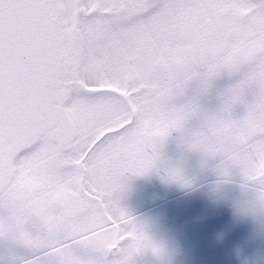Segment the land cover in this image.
<instances>
[{"label": "snow or ice", "instance_id": "1", "mask_svg": "<svg viewBox=\"0 0 264 264\" xmlns=\"http://www.w3.org/2000/svg\"><path fill=\"white\" fill-rule=\"evenodd\" d=\"M169 139L264 186V0H0V264L160 257L123 200Z\"/></svg>", "mask_w": 264, "mask_h": 264}, {"label": "rangeland", "instance_id": "2", "mask_svg": "<svg viewBox=\"0 0 264 264\" xmlns=\"http://www.w3.org/2000/svg\"><path fill=\"white\" fill-rule=\"evenodd\" d=\"M214 88L206 97L205 107L214 109L217 93L228 87ZM167 161L181 162L184 174L194 179L192 187H181L177 183H166L157 172L132 178L124 194V205L148 226V231L158 243L177 241L183 257L177 264H249L255 259L264 264V229L251 220L238 219L232 208V199L238 191L236 183L217 185V177L201 170L198 155L184 157L176 140L169 139L162 149ZM151 187L162 196L163 208L149 209L143 201L141 189ZM157 199V198H156ZM162 211V212H161ZM161 213V214H158ZM10 247L0 242V261L11 254ZM146 264H156L151 253L144 255Z\"/></svg>", "mask_w": 264, "mask_h": 264}, {"label": "clouds", "instance_id": "3", "mask_svg": "<svg viewBox=\"0 0 264 264\" xmlns=\"http://www.w3.org/2000/svg\"><path fill=\"white\" fill-rule=\"evenodd\" d=\"M179 148L184 157L195 155L191 152L181 149L180 146ZM169 162L171 161L165 160L163 156L158 162L157 173L160 176H166L168 174ZM201 170L205 173H211L206 169H201ZM231 183H235V182L225 180L224 182H219V183L217 182V185L222 186ZM236 184L238 185V191L236 192L234 198L232 199V205H231L236 217L241 220H251L260 228L264 229V186H257V185L242 186L239 183Z\"/></svg>", "mask_w": 264, "mask_h": 264}, {"label": "flooded vegetation", "instance_id": "4", "mask_svg": "<svg viewBox=\"0 0 264 264\" xmlns=\"http://www.w3.org/2000/svg\"><path fill=\"white\" fill-rule=\"evenodd\" d=\"M224 80H225V78L219 79L216 82V84H215V88L224 87L225 86V82H223ZM144 190L145 189H141V196H142L143 201H146V203L149 204L148 208L149 209L151 208L152 210H157L158 208L162 207L163 211H164L165 208L163 206V203L161 202L162 196L160 197V195L158 194V192H156V190H155V193H154V195H156L155 197H153L152 194L150 195V191L152 190V188L150 186L146 189V191H144ZM158 214H161V213H158ZM138 216H139L140 219H142V217H143L142 214H140ZM140 258H141L143 264H146L144 256H142ZM155 261H156V264H158L157 263V258H155ZM138 264H140L139 260H138Z\"/></svg>", "mask_w": 264, "mask_h": 264}, {"label": "water", "instance_id": "5", "mask_svg": "<svg viewBox=\"0 0 264 264\" xmlns=\"http://www.w3.org/2000/svg\"><path fill=\"white\" fill-rule=\"evenodd\" d=\"M164 252L157 257L158 264H175L182 257V249L175 241H163L161 243Z\"/></svg>", "mask_w": 264, "mask_h": 264}, {"label": "trees", "instance_id": "6", "mask_svg": "<svg viewBox=\"0 0 264 264\" xmlns=\"http://www.w3.org/2000/svg\"><path fill=\"white\" fill-rule=\"evenodd\" d=\"M246 264L248 263L246 262ZM249 264H259V262L255 261V259H250Z\"/></svg>", "mask_w": 264, "mask_h": 264}]
</instances>
